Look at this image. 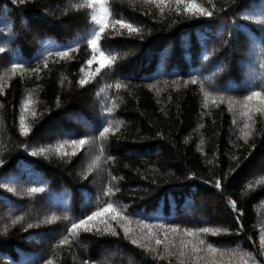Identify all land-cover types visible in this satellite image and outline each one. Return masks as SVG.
I'll return each instance as SVG.
<instances>
[{
    "label": "trees",
    "instance_id": "1",
    "mask_svg": "<svg viewBox=\"0 0 264 264\" xmlns=\"http://www.w3.org/2000/svg\"><path fill=\"white\" fill-rule=\"evenodd\" d=\"M158 2L105 0L110 20L140 31L106 28L98 45L115 59L97 72L96 61L87 64L98 27L87 0H0V264H180V239H193L183 230L202 227L221 229L200 233L203 248L220 250L217 260L240 264L250 254L247 264H264V114L249 121L228 107L229 97L264 91V0H197L213 12L199 18ZM14 63L23 66L15 73ZM218 96L224 101L213 104ZM81 138L75 155L70 143L66 156L56 151ZM107 203L127 217L104 218L117 235L99 219L91 232H68ZM143 224L162 241L168 231L177 247L156 245Z\"/></svg>",
    "mask_w": 264,
    "mask_h": 264
},
{
    "label": "snow or ice",
    "instance_id": "2",
    "mask_svg": "<svg viewBox=\"0 0 264 264\" xmlns=\"http://www.w3.org/2000/svg\"><path fill=\"white\" fill-rule=\"evenodd\" d=\"M153 2H156V0H153ZM167 0H159L157 3V6L159 7L161 4L166 3ZM174 3L176 5V11L179 13L181 11L180 5H183V12L185 14H189L190 17H211L213 15L212 11H209L206 7H204L201 3H198L197 0H174ZM98 6V7H97ZM87 7L90 9H93V13L90 16L91 21L97 25V29L92 33L91 37L87 40L88 47L92 50V57L87 61V64L91 65L93 61H96L100 67L96 69L97 72L100 71V68L105 67V65L111 66L112 61H114L115 57L112 56L110 53L105 54L104 51L101 50V48L98 45V42L101 39V33L105 31L106 28H108L110 25L113 29L116 28L117 25L121 29H127L128 33L131 35L133 33H138L140 29L138 27H135L131 22H127L124 19L121 18H112L113 13L110 11L109 7L106 6L105 0H87ZM214 7V5H213ZM249 20L256 19L252 15H249L247 17ZM258 23L261 26H264V16L260 17L258 20ZM262 31H264V27H262ZM4 49L0 48V52H3ZM71 51V48L65 51H58L56 52L57 56L65 57L68 55V52ZM51 55V53H50ZM23 67L20 64H12L11 71L15 73V71L18 68ZM45 67H47V64L45 63ZM261 67L264 68V62L261 63ZM33 71H36L34 69ZM193 84L196 83V80L193 79L191 81ZM86 83L85 79L80 80V84L83 85ZM121 85L119 83L116 84V88L119 89ZM210 93L205 92L204 93V107H208V101L210 98ZM219 100L220 102L224 101L223 96H218L215 98H212V103L215 104ZM31 101L28 100L25 102V107H27V104ZM239 106L240 108V115L242 117H246L247 120H252V113L259 112L261 114H264V91H251L250 94L243 97V100H234L233 98H228V107L229 111L233 110V107ZM109 113H111L112 109H107ZM121 122H116V129H113L112 122L108 123V126L103 127V130L99 132V137L103 140L107 139V134L110 132H113L115 130L119 129V124ZM245 128H250V125L248 123H245ZM242 134L245 139H247L248 132H244L243 129L241 130ZM29 129L25 126L24 118L21 117L20 120V133L21 135H28ZM70 143L73 147V155H75V150L82 147L86 143L85 138L81 139H72L70 141H62L58 144L56 151L58 153H61L62 155H67V152H61V149L64 147L65 144ZM103 151V148L100 149ZM39 153L43 154L47 152V149L41 148L38 150ZM33 155H37V152L34 151ZM109 159H112V157H108ZM97 160L99 157L96 158ZM2 163V161H0ZM93 164H95V160L93 161ZM115 179V177H113ZM264 181V177L261 178V180H258L257 183H260ZM216 188L221 187V183L219 180L216 181L215 184ZM249 188L252 187L251 184L248 185ZM32 192H38L41 191V189L33 188L31 189ZM112 189L108 188L105 191V195H110ZM231 206L233 209L236 208L235 201H231ZM110 216L111 220H116L118 222H123L127 220L126 216H123L112 203H107L105 207L98 208L96 211H93L91 215L86 216L85 218L79 219L78 222H73L71 224V227L68 229V232L71 235H76L78 229H83L85 232H91L93 227H95L94 224L91 222L95 220H100L101 223L105 224V232L110 233L112 236L117 235L116 231L112 229L108 223L107 220L104 219L105 217ZM22 218L17 217L16 220H13V224L17 223L18 220ZM33 225L29 224L28 227L31 228ZM143 227L148 229L147 238L154 239L156 245H160L161 243L165 244V250H168L169 245L171 247H177L171 240H169V232H164V240L162 241L159 238V235L154 234L151 230V226L147 224H143ZM163 227V226H161ZM224 231H227V229H223ZM99 231V229H97ZM123 231L125 236L127 237L129 235V232L131 229L128 227H123ZM171 233L176 234L179 229L178 227H171L169 230ZM220 228H208V227H202L198 229H192V228H185L183 230V236L193 237L192 240H185L183 238L180 239V243L178 246V251L176 253L178 259L180 260V264H185V257H190L193 261V264H199L201 260L205 262V264H224L222 260H217L215 258V253L220 251L219 249L213 247L212 244H208L207 248H203L202 246L205 244L204 239L200 238V233H212V235H216L218 232H220ZM133 244H138V241L136 239H132L131 241ZM61 245L68 243L67 238L61 239L59 242ZM260 244L262 249H264V235L260 237ZM144 247V245H141ZM207 252L206 256L199 255L202 252ZM169 255H173V253L169 252ZM250 254H244L240 256V264H247L246 256ZM45 264H53V261L51 259L46 260ZM87 264V262H86ZM228 264H231V259L228 261Z\"/></svg>",
    "mask_w": 264,
    "mask_h": 264
},
{
    "label": "rangeland",
    "instance_id": "3",
    "mask_svg": "<svg viewBox=\"0 0 264 264\" xmlns=\"http://www.w3.org/2000/svg\"><path fill=\"white\" fill-rule=\"evenodd\" d=\"M57 129V128H56ZM261 164V163H260ZM264 166V163H262L261 165H259V167H263Z\"/></svg>",
    "mask_w": 264,
    "mask_h": 264
}]
</instances>
